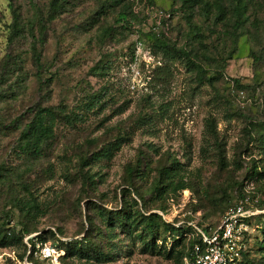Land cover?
Here are the masks:
<instances>
[{
    "label": "rangeland",
    "instance_id": "1",
    "mask_svg": "<svg viewBox=\"0 0 264 264\" xmlns=\"http://www.w3.org/2000/svg\"><path fill=\"white\" fill-rule=\"evenodd\" d=\"M39 107L56 109L53 133L26 151ZM255 166L264 170V0H0V238L14 226L32 232L24 243L89 242L85 257L58 264H179L146 246L141 227L109 226V211L166 208L168 220L221 225L243 185L264 206V175L257 189L246 181ZM165 168L189 186L175 201L157 184ZM260 217L244 230L249 264L263 260ZM28 254L0 241V264H31Z\"/></svg>",
    "mask_w": 264,
    "mask_h": 264
},
{
    "label": "trees",
    "instance_id": "2",
    "mask_svg": "<svg viewBox=\"0 0 264 264\" xmlns=\"http://www.w3.org/2000/svg\"><path fill=\"white\" fill-rule=\"evenodd\" d=\"M232 9L235 18V29H238L245 22V17L243 16L245 12V5L241 4L240 1H236ZM57 10L58 7L53 6L52 11ZM120 19L125 23L129 22L125 12L120 14ZM162 43L164 46L171 47L175 50L179 56L186 58L187 63L190 66L203 69L202 66L190 56V53L187 50L177 49L175 46L170 45L166 41H162ZM37 59L39 60V55L37 56ZM56 113V109L52 107H39L35 109L33 119L28 122L26 128L22 131V137L24 138L23 149L26 151H38L40 149L41 145L53 133V124L56 119ZM112 148H110V150H112ZM175 163L179 165V162ZM165 169L161 172L162 178L157 181V184L159 185L160 183L161 185L170 188V192H168L165 196V199L167 201H175L179 195H182L184 190L189 189V186L184 178H180L177 181L172 180V174H170L171 172ZM263 175L264 170H262L260 166H255V169H253L246 181L253 183L257 189L258 181L262 179ZM238 199L249 200L254 207H257V209H264L262 200L257 194V191L249 193L245 190V185L242 186V191ZM236 204L237 202L234 205ZM124 211H126V213ZM166 212L167 209L165 208L163 210H155L145 214L139 209H132L126 206L115 212L109 211L108 224L112 227L120 224L123 231L127 234H130V231H136L139 227H141L138 237L145 243L146 246L158 247L159 250H163L168 257L175 258L179 264H187L185 261L186 258L188 259V264H196V254L194 253L193 248L196 243H202L201 232L211 236L218 228L219 224L213 225L209 223L205 225V223H203V219L195 225L192 224L191 220L179 223L175 220L166 219ZM259 217L264 218V212L251 215L245 219V221L251 226L252 222ZM254 229H261L263 235V238L258 240V245L259 249L263 251V260L260 264H264V222L257 221ZM50 232L52 233V231ZM31 233L32 232L29 230H16L14 226H10L6 230V233L0 238V241L4 246L12 245L13 243L21 244L24 247V253L27 254V252H29L27 259L31 264H42L45 259L42 260L39 257L40 249L44 246L47 240V235L40 233L33 238L30 236L28 238V242L24 243L23 239ZM250 237L251 235L245 233L244 243L246 242V245L241 249V258L237 260L236 264H249V254L251 252V248L249 246ZM84 240L86 243L88 242L87 239ZM82 245V243L72 240L56 239V241L53 242V247L58 250H64L60 259H63L70 254H78L80 257H85L89 242L85 249Z\"/></svg>",
    "mask_w": 264,
    "mask_h": 264
},
{
    "label": "built area",
    "instance_id": "3",
    "mask_svg": "<svg viewBox=\"0 0 264 264\" xmlns=\"http://www.w3.org/2000/svg\"><path fill=\"white\" fill-rule=\"evenodd\" d=\"M248 204L252 203L249 200H239L229 208L222 218V224L211 236L201 232L202 243H196L193 248L196 264H236L241 258V249L245 247L242 240L244 230L248 229L245 219L256 213L248 209ZM40 253L44 258L52 259L54 264H58L64 250L44 245ZM185 261L188 264L187 258Z\"/></svg>",
    "mask_w": 264,
    "mask_h": 264
}]
</instances>
